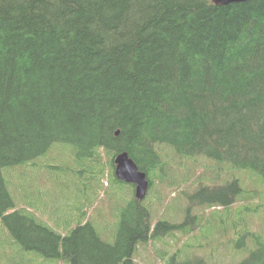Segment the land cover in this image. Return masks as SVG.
Returning <instances> with one entry per match:
<instances>
[{
  "label": "trees",
  "instance_id": "16d2710c",
  "mask_svg": "<svg viewBox=\"0 0 264 264\" xmlns=\"http://www.w3.org/2000/svg\"><path fill=\"white\" fill-rule=\"evenodd\" d=\"M55 143L73 148L70 170L85 173L78 190L85 184L89 194L110 198L105 219L97 208L89 213L88 200L75 225L59 231L14 202L2 170L15 167L7 172L20 197L24 183L14 184L11 172L26 170L19 165ZM123 151L147 174L142 201L132 184L113 175V158ZM200 156L216 166L192 171L193 177L204 173L192 179L196 186L182 188L187 213L226 208L227 220L236 223L240 201L248 205L264 189V0H0V226L11 245L68 264H139L137 244L195 228L187 226L195 216L152 222L151 211L166 189L179 191L190 181L189 173L174 176V159ZM105 172L106 187L99 183ZM225 172L227 178H218ZM236 172L250 177L249 191ZM50 178L58 180L54 169ZM110 180L121 183L124 194L112 242L93 224L106 221L111 233L118 219L117 212L110 215ZM94 182L99 187L92 189ZM244 233V257L232 264H264V215H246ZM213 241L207 236L201 247ZM176 248L162 250L164 264H208L205 255Z\"/></svg>",
  "mask_w": 264,
  "mask_h": 264
},
{
  "label": "rangeland",
  "instance_id": "374dc122",
  "mask_svg": "<svg viewBox=\"0 0 264 264\" xmlns=\"http://www.w3.org/2000/svg\"><path fill=\"white\" fill-rule=\"evenodd\" d=\"M69 148L73 150L71 145L68 143H55L48 149L46 154L35 158L33 161H28L22 165H19H27L28 167H26V170L12 171L11 173L15 177L12 180L14 181V184L18 181V179H20V181L24 183L20 197L16 196L13 190V184L9 179V174L7 172L9 169L15 167H6L2 170L7 188L17 206L19 204L20 206L26 204L27 209L39 213L42 220H45L49 224H53V228H55L56 230L62 228V231L65 230L64 226L72 227L73 225H75L78 220L77 216L81 214V205L83 204V202L86 205H89L88 200L93 201L89 213L97 208L98 211H100L101 219H105L104 215L106 213V210L103 206L108 201V199H110L106 196L99 197L97 195L89 194L88 191H85L88 190V186L85 184H83V186H80L81 189L78 190L77 183H80V180L84 178L85 173H81L79 176H76L71 172V163H75L74 159L71 160L70 155L68 156L70 151ZM215 165L216 164H212L211 162L206 161L201 157H195L194 159L190 160L184 159L183 162L178 159H174L173 168L171 169L174 173V176L178 177L180 175L189 173L190 175L187 176L186 180L190 181L185 182L184 180L181 183V190L179 191L175 190L176 187L174 186L166 189L165 192L163 191L164 200L157 201V203L152 207V222H155L156 219H164L169 221L170 223H178L181 220L183 221L185 219L186 214H189L195 217L193 220H189L190 222L188 221L187 226H195V228L190 229L188 232H185V229H174L173 231L177 232H175L173 235L165 234L160 239H153L147 243L137 244L134 253V260H136L139 264H164L165 260H167V255H165L162 250L167 249L172 253L176 249V247L184 249L183 252H187L188 255L192 257L205 255V261L208 264H232L244 257V250L246 249L245 245L249 241V238L244 233V220L246 219V215L247 218L252 219L264 215V189L258 188L259 192L257 191V198L254 202H249L247 205L244 204L243 201H240V205L236 207V209L238 208V214H235V210L233 213V218L236 223H232L233 221L231 219L227 220L228 210L226 208L221 209L220 207H215L214 210L212 209L213 211L210 215L213 214V217H215L219 221L220 226H222L223 234H219L217 230L212 227L211 223H213V221H211L208 212H206V215L203 214V216H200L202 214L201 211L199 214L194 212L197 209L194 207L195 209L193 208L189 213H187L188 199L186 198L185 192H183L182 188H184V186L186 185H191V188L196 186V182L192 181V179L196 178L198 175H201L203 172H197L196 177H193V170L195 172L198 167H200L199 170H201L206 166L208 170H210L211 168L215 169ZM178 167H183V169H179ZM51 169H54L55 175L56 177H58L57 181H54L51 178L49 179V177L51 176ZM73 172H76V167L74 168ZM218 173L221 174L220 171ZM238 173H240L239 177L243 181V187L245 188V191H249L251 185L248 184L252 183V181L249 180L250 177L247 178V174L245 173L243 174L241 172H236V174ZM35 177L36 180L34 181ZM227 177L228 176L226 175V172L223 173V176H218V178ZM213 181L216 180H211L207 183L211 184V182ZM29 182L30 184L34 183L33 186L28 185ZM99 183L101 184V186L105 187L109 185V177L107 175V172H105L104 176L100 178ZM110 183L111 185L105 189L107 191H111L113 195L110 215H114V213L117 212L118 219L115 223H113L111 233L105 226V224L108 222H93L100 237L108 242L113 241L116 224L119 220V208L117 207V205H119V203H121L124 199L123 185H121V183H113L111 180ZM97 187H99V185L97 184V182H94V184L92 185V189H95ZM100 189V193H103L102 187ZM160 189L161 191L164 189L163 185H160ZM30 190L34 192V195L30 193ZM59 192L62 194H60ZM151 192V196L155 195V190H152ZM175 193L176 195H174ZM50 195L52 197H60L52 199ZM63 201L66 202V205L70 204V207L66 206ZM41 202L44 205L39 207L38 204L40 203L41 205ZM60 203H62L63 205L60 206ZM77 206L78 211L74 210V208H76ZM250 207L254 209L255 213H251ZM43 209L46 211V213ZM197 220L198 223H196ZM250 224L256 225V223L253 222H250ZM106 225L108 227L111 226L110 223ZM3 230L8 232L7 228L4 225L0 226V262L3 260L9 262V264H31L32 259L37 258L38 260L43 261L41 262V264H68L63 262V260L43 258L41 255L34 251H21L17 248L16 243L14 245H11L7 241V239L3 236ZM207 236L212 237L214 241L212 242V244H209L210 248H207L206 246L201 247V239ZM208 240L209 239L207 238L206 242H208ZM7 245L11 247L8 252H5V247Z\"/></svg>",
  "mask_w": 264,
  "mask_h": 264
},
{
  "label": "water",
  "instance_id": "95a60500",
  "mask_svg": "<svg viewBox=\"0 0 264 264\" xmlns=\"http://www.w3.org/2000/svg\"><path fill=\"white\" fill-rule=\"evenodd\" d=\"M216 5L243 2L247 0H211ZM117 133V131H116ZM114 175L117 179L134 184V196L142 200L148 188V178L145 171L140 170L126 151L118 152L114 159Z\"/></svg>",
  "mask_w": 264,
  "mask_h": 264
},
{
  "label": "bare ground",
  "instance_id": "6f19581e",
  "mask_svg": "<svg viewBox=\"0 0 264 264\" xmlns=\"http://www.w3.org/2000/svg\"><path fill=\"white\" fill-rule=\"evenodd\" d=\"M261 140V139H260ZM190 145V144H189ZM253 150V149H252ZM199 155V154H198ZM201 157V156H200ZM207 165V164H206ZM196 166V165H195ZM216 166V165H215ZM148 169V168H147ZM165 170V169H164ZM213 172V171H212ZM204 173V172H203ZM216 175V174H215ZM199 204V203H198ZM220 205V204H219ZM243 211V210H242ZM239 229V228H238ZM241 241V240H240ZM177 249V248H176ZM202 257V256H201Z\"/></svg>",
  "mask_w": 264,
  "mask_h": 264
}]
</instances>
